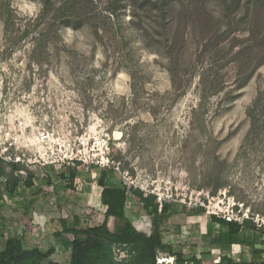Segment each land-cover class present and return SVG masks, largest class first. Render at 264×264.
Returning a JSON list of instances; mask_svg holds the SVG:
<instances>
[{"label":"rangeland","instance_id":"374dc122","mask_svg":"<svg viewBox=\"0 0 264 264\" xmlns=\"http://www.w3.org/2000/svg\"><path fill=\"white\" fill-rule=\"evenodd\" d=\"M106 2L99 0L101 6ZM10 3L21 16L33 17L41 8L39 0ZM128 8L120 18L129 36L128 63L120 59L121 53L114 50L113 43L106 56L87 26L61 28L56 45L59 50L51 44L43 54L33 56L32 44L27 41L6 53L9 41L0 26V146L31 160L49 152L55 160L44 167L20 164L25 171L22 175L31 169L37 181L22 196L23 210L33 206L37 212L53 209L55 217L36 238L27 237V244L42 250L53 246L51 257L58 264H68V243L62 247L51 235L61 228L62 220L72 225L74 216L81 218L82 227L104 219L97 179L102 168L112 166L108 183L140 188L172 202L170 214L151 218L130 195L126 214L139 230L159 232L176 252L187 259L196 255L202 264H219L223 254L236 261L255 257L253 244L255 240L259 243L261 236L255 238L243 230L239 234L241 244L229 243L226 227L209 216L213 211L222 214L234 208L242 212V217H253L257 226L264 224V138L249 136L245 113L264 86V63L239 86L236 62L225 59L217 63V78L224 82L225 90L210 97L206 108L194 115L199 103L198 72L203 64L198 63L185 93L174 100L168 58L156 42L163 30L146 18L155 10H137L134 23L142 21L156 34V38H143L134 24H128ZM208 8H215V14L220 10L214 2ZM178 9L175 5L167 17H177ZM177 18L172 26H163L169 37L178 29ZM199 24L203 25L202 19L194 22L190 18L185 31L186 42L176 66L184 78L199 52ZM74 51L94 56L87 62L74 63V67L68 57ZM212 55L205 52L202 63L207 64ZM125 64L132 68L134 78ZM227 91L231 93L226 97ZM42 130L50 135L46 143L37 139ZM64 155L82 159L73 187L59 177L68 166H60L56 160ZM10 164L6 163L8 167ZM219 172L231 188H221L211 195L203 187L202 178ZM4 196L12 202L11 195ZM199 207L203 213H199ZM107 222L113 225L112 218ZM65 238L73 236L65 234ZM158 261L175 264L172 256L162 255Z\"/></svg>","mask_w":264,"mask_h":264},{"label":"trees","instance_id":"16d2710c","mask_svg":"<svg viewBox=\"0 0 264 264\" xmlns=\"http://www.w3.org/2000/svg\"><path fill=\"white\" fill-rule=\"evenodd\" d=\"M39 1L41 3L39 12L33 17H28L19 15L11 6L10 0H0V26L8 37L6 42L9 41L5 47L6 53L27 41L32 44L33 56L43 54L51 44L57 50L60 48L56 45L58 31L61 28L79 29L87 26L95 43L103 47L106 56H109L108 46L113 43L116 45L114 50L121 53L120 59L128 63L129 36L126 33V25L120 19L121 15L129 6L131 18L128 24H134L135 29L141 31L143 38L155 37V30L152 27L147 28L142 21L134 23L137 10L140 8H146L150 13L155 10L154 15L146 18L148 20L151 18L152 22L163 30L158 33L161 38L156 42L160 51L168 58L167 71L170 74L174 100L185 93L188 81L198 63L203 64L198 72L199 103L194 109V115L200 114L206 108L210 97L225 90L224 82L217 78V63L225 59L236 62L238 86L243 80L249 79L258 66L264 63V0H107L103 6L99 0ZM210 2L219 6L218 14H215V8H208ZM175 5L179 8L178 18H168L167 15ZM174 18H177L178 29L169 37L164 27L172 26ZM190 18L194 22L198 18L202 19L203 25L199 24L202 27L199 52L190 65V74L184 78L183 74L176 71V66L186 42L185 31ZM205 52L213 54L207 64L201 61ZM68 54L69 62L73 65L80 61L87 62L94 56L78 51ZM118 67H115L114 72ZM124 67L134 78L132 68L128 64ZM227 92L226 97L231 91ZM245 113L249 122V136L259 140L264 138V86L257 91ZM78 164L79 162H76L74 166H68L59 173V177L64 182L67 181L69 187H73V182L79 174ZM22 169L20 164L11 163L8 167L5 162L0 161V177L5 179V190L12 195L17 193L20 184L25 188L33 186L35 172L27 169L26 176H23L20 173ZM112 171L113 167L102 168L97 179L100 202L105 207L104 219L82 227L81 218L74 216L72 225L62 220L61 228L53 232L55 237H61L63 234L73 236L67 240L68 264H165L158 261L162 255L172 256L175 264H202L196 255L187 259L182 253L176 252L173 245L165 242L159 232L146 233L135 226L126 214L127 199L130 195L137 199L151 218L160 214H170L172 202L165 200L159 203L153 193L108 183ZM202 180L203 187L209 189L211 195H215L221 188H231L226 177L220 172L214 176L212 174L203 176ZM198 211L203 213L204 209L199 207ZM108 218L113 219L112 226L108 225ZM209 218L226 227L229 243L241 244L239 234L243 230L249 231L255 238L257 236L262 238L259 243L254 241L252 251L255 257L236 261L231 256L223 254L219 258V264H264V247L259 246L264 245V224L257 226L253 222V217L245 218L241 223L227 221L215 214H210ZM0 237V264H58L51 257L55 251L54 247L42 250L38 246L27 244L25 231L15 234L2 233Z\"/></svg>","mask_w":264,"mask_h":264},{"label":"crops","instance_id":"0c3cea01","mask_svg":"<svg viewBox=\"0 0 264 264\" xmlns=\"http://www.w3.org/2000/svg\"><path fill=\"white\" fill-rule=\"evenodd\" d=\"M4 181L5 179L3 177H0V236L2 233L15 234L25 231L28 238L31 239L36 238L35 236L39 235V231H44L45 227H47L48 224H51V221L55 218L53 216L54 214L53 209L47 208L46 212L44 211L37 212V210L35 209L36 207L33 206V207H29L28 211L23 210L24 207L21 201L24 197L22 196L27 194L28 190L31 189L32 187L25 188L23 187V185L20 184L17 193L12 195L11 193L5 190ZM6 193L11 195L10 196V200L12 201L11 203H8L4 199L5 198L4 195ZM36 199L38 202L40 201L38 200L40 199L38 198V196L36 197ZM32 235L34 236L31 237ZM51 236H53V234ZM57 238L61 246L64 247L65 242L67 243L65 234ZM0 242H1V237H0Z\"/></svg>","mask_w":264,"mask_h":264},{"label":"built area","instance_id":"2783aa9c","mask_svg":"<svg viewBox=\"0 0 264 264\" xmlns=\"http://www.w3.org/2000/svg\"><path fill=\"white\" fill-rule=\"evenodd\" d=\"M49 136L50 135H49L48 131H46V130L40 131L38 133V136H37V139L39 140L38 142L39 143H42V142L46 143V141L48 139H50ZM45 155L47 157L42 158V156H45ZM45 155H41V156L39 155V158H36V160H33V159L31 160L28 157H26L24 154H17V155L12 154L10 151V147L0 146V161L5 162V163H16V164L26 165L27 167L32 165V164L41 165L42 167L52 165L55 160H53V158H51V154H49V152H46ZM56 161H59L60 166H74L76 164V162H79V164H81L82 159L80 157H77V156L70 157V156L64 155L63 157H60ZM108 166H109V164H108ZM109 167H112V166H109ZM24 172H25L24 170L20 171L21 174H25ZM132 183L133 182H131L130 184H132ZM34 184L37 185L36 180H34ZM130 187H132V186H130ZM148 193H151V192H148ZM156 199L159 203L163 202L162 197L160 195H158V198L156 195ZM241 213H242L241 211L236 212L234 210V208H232L229 212H226V213L223 212L222 214H220L219 211H213L212 212V214H215L217 217L224 218L227 221H237L239 223H241L242 220L246 218V217H242ZM247 218H250V217H247Z\"/></svg>","mask_w":264,"mask_h":264}]
</instances>
